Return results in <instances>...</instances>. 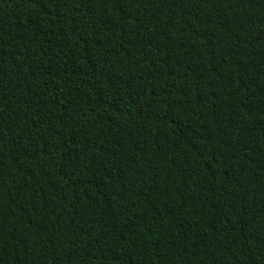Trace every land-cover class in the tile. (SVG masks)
<instances>
[{
  "label": "trees",
  "instance_id": "trees-1",
  "mask_svg": "<svg viewBox=\"0 0 264 264\" xmlns=\"http://www.w3.org/2000/svg\"><path fill=\"white\" fill-rule=\"evenodd\" d=\"M0 264H264V0H0Z\"/></svg>",
  "mask_w": 264,
  "mask_h": 264
}]
</instances>
